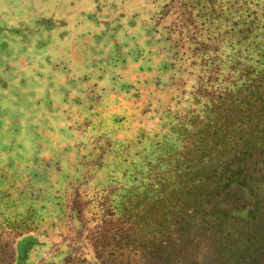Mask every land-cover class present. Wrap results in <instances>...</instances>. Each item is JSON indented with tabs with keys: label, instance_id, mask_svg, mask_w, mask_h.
<instances>
[{
	"label": "rangeland",
	"instance_id": "rangeland-1",
	"mask_svg": "<svg viewBox=\"0 0 264 264\" xmlns=\"http://www.w3.org/2000/svg\"><path fill=\"white\" fill-rule=\"evenodd\" d=\"M263 47L264 0H0V264H183L151 184Z\"/></svg>",
	"mask_w": 264,
	"mask_h": 264
},
{
	"label": "trees",
	"instance_id": "trees-1",
	"mask_svg": "<svg viewBox=\"0 0 264 264\" xmlns=\"http://www.w3.org/2000/svg\"><path fill=\"white\" fill-rule=\"evenodd\" d=\"M260 58L264 59V47ZM247 70H235L237 80L243 78L240 89L214 95L197 130L183 135L185 143L200 154L188 161L187 173L176 175L177 181L156 176L151 184V202L165 204L150 226L153 248L173 244L162 239L167 230L184 222L185 246L179 251L184 255L177 263L264 264V65L253 78ZM192 169L198 172L188 177ZM225 200L238 204L236 215L230 216L227 210L220 215L217 206L201 209ZM198 214L202 215L188 222ZM192 224L196 225L193 231ZM202 240L208 247L202 246ZM181 245L178 242L176 247ZM196 248L202 250V257L198 250L190 262Z\"/></svg>",
	"mask_w": 264,
	"mask_h": 264
}]
</instances>
